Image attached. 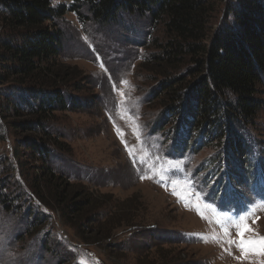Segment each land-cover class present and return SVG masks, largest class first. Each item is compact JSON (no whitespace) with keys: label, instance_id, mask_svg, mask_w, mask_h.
Here are the masks:
<instances>
[{"label":"rangeland","instance_id":"obj_1","mask_svg":"<svg viewBox=\"0 0 264 264\" xmlns=\"http://www.w3.org/2000/svg\"><path fill=\"white\" fill-rule=\"evenodd\" d=\"M237 1L218 0L211 35L230 22L227 13ZM73 2L51 0L53 7ZM87 14L86 8L81 16L68 13L58 23L68 40L66 60L80 69L83 82L76 112L59 115L55 129L65 151L56 150L53 165L78 190L109 204L107 217L98 221L93 215L101 207L96 203L88 214L96 223L82 222L88 234L103 224L109 231L113 223L124 225L90 246L77 240L59 211L30 196L25 179L37 172L38 162L23 153L15 158L21 139L0 116V264H264V255L245 258L228 243L240 238L234 227L226 236L216 222L246 217L252 231L245 236H264V83L252 136L239 132L255 155L252 169L229 172V166L218 167L226 157L216 142L202 141L199 134L187 141L181 134L185 146L178 144L179 130L156 95L161 78L150 65L163 29L127 14L103 26L84 20ZM10 88L2 86L0 94ZM6 101L0 97V110ZM35 219L45 225L37 228Z\"/></svg>","mask_w":264,"mask_h":264},{"label":"trees","instance_id":"obj_2","mask_svg":"<svg viewBox=\"0 0 264 264\" xmlns=\"http://www.w3.org/2000/svg\"><path fill=\"white\" fill-rule=\"evenodd\" d=\"M219 5L218 0H74L69 7H53L51 0H0V25L6 34L0 37V88L11 87L0 94L7 99L0 116L10 120L14 136L21 139L15 158L21 160L23 153L38 162L37 172L25 179L30 196L47 210L59 211L83 244L93 245L103 233L108 240L124 224L113 223L110 231L103 224L88 234L82 222L96 223L88 216L96 203L101 207L93 215L104 219L109 204L78 190L53 165L56 150L65 151L56 135L59 115L76 112L83 82L80 69L66 60L68 40L58 23L68 13L81 16L86 8L82 18L87 22L114 26L127 14L161 27L164 41L157 43L150 65L161 78L156 95L179 130L178 144L185 146L181 134L187 141L199 134L202 141L221 147L226 159L218 167L245 172L252 169L255 155L239 132L247 139L252 136L251 125L263 107L256 96L264 83V0L233 3L227 13L230 22L211 35ZM100 198L110 200L109 195ZM42 220L35 219L34 226L45 225Z\"/></svg>","mask_w":264,"mask_h":264},{"label":"snow or ice","instance_id":"obj_3","mask_svg":"<svg viewBox=\"0 0 264 264\" xmlns=\"http://www.w3.org/2000/svg\"><path fill=\"white\" fill-rule=\"evenodd\" d=\"M118 134H120L118 132ZM131 154V153H130ZM203 218V215H202ZM225 231V235H228V227H234L236 229L237 235L240 237L238 241L229 240L228 243L235 244L237 248L241 251L242 255L246 258L249 253L255 255H264V236H258L255 238H248L245 233L251 232L252 229L246 223V217L237 216L231 220L228 217H224L222 220L216 221ZM255 221H253L254 223ZM213 240L216 239L215 236L212 237Z\"/></svg>","mask_w":264,"mask_h":264}]
</instances>
